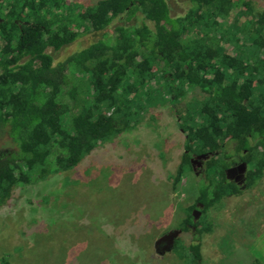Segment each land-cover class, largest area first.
Instances as JSON below:
<instances>
[{
  "label": "trees",
  "instance_id": "obj_1",
  "mask_svg": "<svg viewBox=\"0 0 264 264\" xmlns=\"http://www.w3.org/2000/svg\"><path fill=\"white\" fill-rule=\"evenodd\" d=\"M190 2L183 16L171 18L164 0H99L81 9L65 0H0V136L15 146L0 149V206L17 184L78 166L98 142L142 121L154 99L171 108L185 137L172 190L185 192L191 154L212 153L205 190L190 196L204 215L226 186L236 191L218 183L224 164L214 156L230 144L249 153L256 140L264 147V9L254 12L244 1L239 13L251 20L242 24L235 0ZM136 12L154 29L115 25L112 35L55 62V53L78 38ZM240 41L250 45L242 49ZM251 159L248 179H258L264 155ZM194 207L172 250L182 264H202L200 237L210 229L195 221ZM189 227L196 242L184 244Z\"/></svg>",
  "mask_w": 264,
  "mask_h": 264
},
{
  "label": "rangeland",
  "instance_id": "obj_2",
  "mask_svg": "<svg viewBox=\"0 0 264 264\" xmlns=\"http://www.w3.org/2000/svg\"><path fill=\"white\" fill-rule=\"evenodd\" d=\"M97 1L65 0L79 9ZM235 1L239 7L234 16L245 8L244 1ZM189 4L170 0V17L183 16ZM250 4L254 12L264 9V0ZM237 16L242 24L251 20L249 13ZM125 21L119 18L104 31L78 38L55 53V62L104 34L112 35L115 25L145 22L154 29L138 12L137 20ZM238 45L245 49L250 42ZM83 93L81 87L78 94ZM154 100L143 122H130L120 135L98 142L72 170L13 188L0 206V259L10 264H182L175 251L157 255L153 244L177 229L187 208L196 203L190 195L205 190L206 181L191 171L181 182L185 192L172 190L169 178L180 162L185 137L171 108ZM10 142L6 134L0 136V149H14ZM255 178L249 177L248 183ZM259 189L264 192V183ZM223 191L207 213L195 219H201L202 227L210 225L200 237L202 264H264L262 200H251L249 193L233 198L227 186ZM180 238L184 244L196 242L190 227Z\"/></svg>",
  "mask_w": 264,
  "mask_h": 264
},
{
  "label": "flooded vegetation",
  "instance_id": "obj_3",
  "mask_svg": "<svg viewBox=\"0 0 264 264\" xmlns=\"http://www.w3.org/2000/svg\"><path fill=\"white\" fill-rule=\"evenodd\" d=\"M169 8V14L172 12L170 8V0H164ZM241 1H255V0H241ZM190 2V0H189ZM191 6V2L189 4V7ZM189 9V8H188ZM126 15H121L117 18H114L112 20L115 21L117 19H126ZM179 17V16H177ZM137 20V12L133 17H131L129 20ZM111 22V23H112ZM121 25V24H118ZM115 27V26H114ZM114 30V28H113ZM92 34V33H91ZM260 141L256 140L255 144L258 143V145L255 148L252 149V153H256L257 156L264 155V147L259 143ZM252 153L246 149H241L239 152L235 149V147L230 144L228 145L224 150H219L215 152V159L220 161L224 164L223 173H224V179L219 180L218 183H223L225 185H228L231 189L236 188L235 192H230L231 197L233 198H239V196L249 193V195L253 196V201H259L262 200V204H264V192H261L259 189V185L264 183V173L263 175L257 179V181L249 182L248 179V173L252 167ZM200 155H205L204 158H197ZM212 153L209 154H191L189 158V163L191 167V171L198 176L199 178L203 177L205 174V168H206V162L212 157ZM252 204V203H251ZM202 205V206H201ZM198 207L200 210V213H202V210L204 208V205L200 202L195 203V208ZM222 211L219 210V212ZM192 215H196L195 209H192ZM264 214V212H263Z\"/></svg>",
  "mask_w": 264,
  "mask_h": 264
},
{
  "label": "water",
  "instance_id": "obj_4",
  "mask_svg": "<svg viewBox=\"0 0 264 264\" xmlns=\"http://www.w3.org/2000/svg\"><path fill=\"white\" fill-rule=\"evenodd\" d=\"M205 155H200L197 158H204ZM202 206V205H201ZM196 215H193L195 218H197L198 214L200 213V210H195ZM181 230L175 229L170 230L161 235L158 239L154 241L153 248L154 252L159 255L163 256L166 253H169L173 250L175 241L180 235Z\"/></svg>",
  "mask_w": 264,
  "mask_h": 264
}]
</instances>
